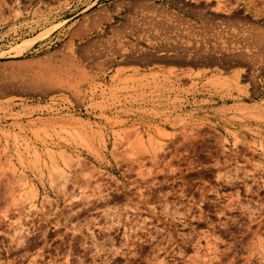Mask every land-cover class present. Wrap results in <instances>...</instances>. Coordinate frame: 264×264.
<instances>
[{"label": "rangeland", "instance_id": "rangeland-1", "mask_svg": "<svg viewBox=\"0 0 264 264\" xmlns=\"http://www.w3.org/2000/svg\"><path fill=\"white\" fill-rule=\"evenodd\" d=\"M161 2L0 0V264H264V0Z\"/></svg>", "mask_w": 264, "mask_h": 264}, {"label": "crops", "instance_id": "crops-1", "mask_svg": "<svg viewBox=\"0 0 264 264\" xmlns=\"http://www.w3.org/2000/svg\"><path fill=\"white\" fill-rule=\"evenodd\" d=\"M156 1H158V0H155V3H156ZM162 1L163 2L160 3L161 5H166L169 2V0H162ZM173 1H178V0H173ZM179 1H182V0H179ZM68 20H70V19H68ZM68 20H66V21H68Z\"/></svg>", "mask_w": 264, "mask_h": 264}]
</instances>
